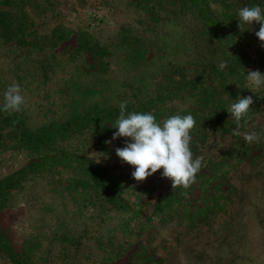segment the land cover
<instances>
[{
	"label": "rangeland",
	"instance_id": "obj_1",
	"mask_svg": "<svg viewBox=\"0 0 264 264\" xmlns=\"http://www.w3.org/2000/svg\"><path fill=\"white\" fill-rule=\"evenodd\" d=\"M13 1L20 9L0 12V104L6 88L18 84L25 97L18 113L31 129L59 123L96 104L119 106L154 94L169 78L195 74L189 69L193 66L185 70L186 60L218 67L235 60L237 50L248 54L243 67H226L218 74L211 95L169 97L151 109L157 110V122L175 114L194 117L191 150L194 158H203L198 174L208 171V157L236 152L226 213L200 227L161 224L152 215L154 199L173 189L162 169L136 181L134 168L116 155L128 138L112 140V133L105 137L111 143L101 145L94 132L84 129L59 145L106 167L138 213L117 209L81 167L55 163L21 182L1 214L0 224L15 251L24 250L28 264H264V88L256 93L244 88L247 71H261L264 46L251 25L245 26L251 33L238 27L242 0L214 3L218 16L226 8L235 14L226 34L211 39L184 0H148L149 6L145 0ZM152 4L158 11L154 17ZM222 4L227 5L221 9ZM21 36L30 43L20 44ZM79 41L107 44L109 52L98 60L77 49ZM249 95L254 103L240 131L256 132L261 139L243 145V137L232 134L236 124L226 108ZM32 154L12 142L0 145V180L26 165ZM0 264L15 263L0 252Z\"/></svg>",
	"mask_w": 264,
	"mask_h": 264
},
{
	"label": "trees",
	"instance_id": "obj_2",
	"mask_svg": "<svg viewBox=\"0 0 264 264\" xmlns=\"http://www.w3.org/2000/svg\"><path fill=\"white\" fill-rule=\"evenodd\" d=\"M186 8L195 11V14L203 23V29L209 34L210 39L213 36L221 37L226 34L227 24L231 22L233 15L232 11L227 8L220 16L217 15L214 3L221 4L226 0H184ZM228 1V0H227ZM232 0L229 3L232 4ZM243 6H252L259 4L264 8V0H242ZM145 5H150L148 0H145ZM227 4H222V9ZM229 5V4H228ZM234 5V4H233ZM13 0H0V12L10 8L16 10L19 7H14ZM232 6V5H230ZM151 15L156 16L158 11L156 5L152 4ZM152 17V16H151ZM151 19V18H150ZM254 32L259 29V25H251ZM233 28V27H232ZM251 33V30H246ZM79 34V32H78ZM209 39V38H208ZM209 39V40H210ZM18 42L22 45H28L30 42L25 37L18 38ZM36 48V44H30ZM77 49L88 51L92 56H97L98 60L107 56L109 49L107 44L99 42H78ZM76 50V48H75ZM256 51L261 52L258 49ZM247 53L242 50L235 51L233 58L235 60H227V67L232 71L243 67L246 63ZM261 60V72L264 73V58ZM186 68L195 72L193 76L176 80L169 78L157 87L154 94L145 96H135L133 102L127 104L126 112H150L157 113V110L152 111L154 103L163 101L169 97L185 96L193 94L194 96L207 97L211 95L215 88V79L218 74L223 72L212 62L198 60H186ZM1 102V101H0ZM160 105V106H161ZM158 106V107H160ZM157 109V108H156ZM159 110L161 109L158 108ZM192 111V110H189ZM119 106H103L94 105L83 113L73 114L70 118L46 126H37L38 128L31 129L22 120L19 113L7 115L0 111V145L15 143L18 147H24L30 150L32 157L26 165L17 169L5 178L0 180V220L7 208L8 200L12 197L13 192L19 189V184L25 181L28 176L37 174L48 169L55 163L67 162L72 166L81 167L85 173L91 177L93 184L101 190L106 199L114 204V206L122 212L138 213L136 205L130 203L123 197L121 183L119 180L104 166L89 161L75 153H71L59 145L62 140L78 133L84 129L91 130L98 138L101 145L105 143V137L114 133L116 128L112 127L115 120L119 116ZM155 115V114H154ZM187 115V114H185ZM157 118V116H155ZM158 120V118H157ZM243 145L245 141H241ZM235 153L227 151L222 156L208 157L206 164L210 165L208 171L197 174L196 181L188 188L177 187L175 189L164 190L158 194L153 203L152 215L160 217L161 224H167L173 221L186 223L191 227H200L205 225L208 220L217 214H224L228 210V205L231 202L233 189L230 180L231 168L236 167L233 164ZM244 150L242 154H244ZM252 159V158H251ZM241 158L239 161H242ZM250 160V159H249ZM238 161V162H239ZM237 162V163H238ZM204 164V166L206 165ZM233 168V170H234ZM198 179V180H197ZM210 183V184H209ZM210 186H209V185ZM0 252L8 257L15 264H28V256L24 250L15 251L10 239L7 236L5 229L0 224Z\"/></svg>",
	"mask_w": 264,
	"mask_h": 264
},
{
	"label": "clouds",
	"instance_id": "obj_3",
	"mask_svg": "<svg viewBox=\"0 0 264 264\" xmlns=\"http://www.w3.org/2000/svg\"><path fill=\"white\" fill-rule=\"evenodd\" d=\"M238 20L241 31L247 30L246 25H259L255 36L261 46H264V8L259 4L241 7L238 10ZM226 67L227 61L218 65L221 71ZM244 88L255 93L264 88V73L248 70ZM253 103V96H240L226 108L236 124L232 134L242 136L246 144L259 142L261 139V135L256 132L240 131L241 121L248 117ZM24 105L25 97L20 86L10 84L3 93L0 111L11 115L20 112ZM126 108L127 102L119 104V116L112 126L118 130L113 133L112 140L128 138L124 147L116 148V155L121 162L134 168L132 177L136 181H144L162 169L161 176L171 181L173 189L190 187L203 166V158H194L191 150V132L196 125L194 117L191 114H175L157 122L155 115L150 112L128 113ZM105 143H111V140Z\"/></svg>",
	"mask_w": 264,
	"mask_h": 264
}]
</instances>
